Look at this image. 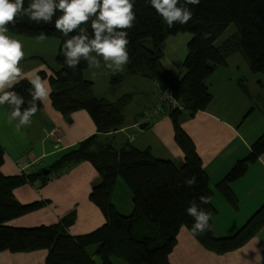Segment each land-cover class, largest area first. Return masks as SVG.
Returning <instances> with one entry per match:
<instances>
[{
    "label": "trees",
    "instance_id": "obj_1",
    "mask_svg": "<svg viewBox=\"0 0 264 264\" xmlns=\"http://www.w3.org/2000/svg\"><path fill=\"white\" fill-rule=\"evenodd\" d=\"M27 4L28 0H25V7ZM189 7L194 13L193 19L186 25L176 24L169 28L147 0H135L136 21L128 30L130 58L127 71L110 78L111 91H115L128 75H141L158 82L161 88L171 89L180 107L166 106L163 111L167 109L174 124L176 142L185 154L181 166L172 159L155 156L150 147L141 149L132 144L118 147L111 141L102 140V134L118 131L124 125V110L131 95L111 100L95 94L93 80L85 76L89 68L87 62L82 60L75 70L65 63L63 44L70 36L64 37L55 30L54 24L37 25L26 16L15 26H8V32L12 34L36 38L43 31L47 39L60 41L55 59L57 68L51 73L40 71L39 76L50 83L54 108L66 116L86 110L94 121L96 133L64 152L49 167L48 175H44L43 169L7 174L3 170L6 151L0 143V252L44 249L47 251L46 264H98L96 256L102 264H114L115 257L122 258L127 264H171L170 255L178 243L181 228L186 226L191 232L194 223L186 209L193 201L199 204L201 195L210 201L200 207L212 212L211 228L195 237L214 253L222 254L244 246L264 226L263 204L234 235L217 237L214 234L212 225L218 210L212 201L214 192L210 176L194 140L182 127L183 115L192 117L212 102L213 94L207 80L218 67L228 66L233 54L241 53L253 73L264 75V0H200L199 5ZM60 15L57 12L53 20ZM231 24L236 30L218 44V39ZM181 32H190L192 36L183 65L185 72L178 77L164 66L162 47L167 37ZM204 33L209 34L207 39L202 38ZM238 83L252 96L244 81L238 80ZM30 87L25 79L15 91L27 101L31 99L27 91ZM27 106L25 103L22 108ZM37 106L36 114L42 109V103L38 101ZM263 154L264 132L254 141L250 153L239 159L217 184L234 208L238 209L239 200L231 184L243 177ZM82 161L90 162L102 177L92 188L90 200L103 212L104 224L91 232L74 235L70 228L77 218L75 210L54 224H8L44 204L41 200L19 201L15 196L18 187L25 183L35 184L39 179L41 185H45L53 170ZM192 176H196V184L189 187L185 181ZM118 178H122L132 192L133 210L129 214L120 212L111 199Z\"/></svg>",
    "mask_w": 264,
    "mask_h": 264
},
{
    "label": "crops",
    "instance_id": "obj_2",
    "mask_svg": "<svg viewBox=\"0 0 264 264\" xmlns=\"http://www.w3.org/2000/svg\"><path fill=\"white\" fill-rule=\"evenodd\" d=\"M6 34L23 44L25 58L21 61L20 67L26 77L35 78L40 71L51 73L57 68L55 59L60 48L58 39L49 38L44 42H38L36 38L10 32ZM170 38L172 37H167L163 45L169 42ZM178 42L181 41L172 39L170 44L174 45L177 54L185 57L187 52L184 48L187 45H179ZM237 56L242 54L235 53L230 56L228 66L218 67L208 78L207 84L213 94V100L208 107L192 117L187 114L182 116V127L194 140L210 176V186L214 192L212 201L218 210L212 225L217 237L234 235L264 204V154L250 165L243 177L231 184L238 196V209L225 199L217 187L219 181L235 163L250 153L256 139L254 135L247 134V130L243 128L245 121H241L243 106L238 101L243 99V93L238 88V80L247 69V62L244 57H238L243 58L241 63ZM98 59L101 60L105 86L100 84L97 87L96 79L91 74L93 68L85 71L86 78L94 82L95 94L104 95L111 100H118L126 94L131 95L124 110V125L118 131L102 134V140L111 141L118 147L126 144L141 149L150 147L155 156L172 159L178 166L183 165L185 154L176 142L174 124L167 109L150 125L141 129L136 127L138 116L151 109L156 103L161 85L141 75H128L115 91H111L110 78L113 74L103 67L102 58L98 57ZM234 59L238 64L233 62ZM173 69L170 70L175 71L173 73L180 77L182 65L178 67L174 65ZM126 71L127 65L121 73L124 74ZM48 85L50 86L49 81ZM110 92H116V95L112 97L109 95ZM132 105L135 109L128 116V108ZM11 111L10 105H0V143L6 151L7 159L3 170L7 174L19 173L18 164L36 161L40 162L35 166V171L49 168L64 152L96 133L94 121L86 110L63 115L52 105L50 95L42 102L40 112L32 117L31 125L21 127L19 131L15 127L18 121L8 123ZM52 132H55V135L51 134ZM134 134L136 137L131 138ZM55 176L59 179L45 190L37 188L42 184L40 179L35 184L25 183L15 190V196L21 202L41 200L44 204L37 211L29 213L35 216L32 217L34 219L16 218L9 222L10 225L54 224L73 210L77 213L76 222L70 228V232L74 235L91 232L105 223L103 212L90 200L92 188L102 180L101 175L90 162L82 161L62 167L56 170L55 175L51 173V178ZM51 178L48 182L56 179ZM113 201L118 210L124 214L133 210V201L129 196L126 209L131 210H123L115 200ZM90 251H93V248H90ZM46 255L47 251L44 249L29 252L2 251L0 264H46ZM118 258H113L114 264H121ZM95 260L98 264H102L99 257L96 256ZM170 261L171 264H264V226L244 246L222 254L205 248L187 227H182L178 235V243L170 255Z\"/></svg>",
    "mask_w": 264,
    "mask_h": 264
},
{
    "label": "clouds",
    "instance_id": "obj_3",
    "mask_svg": "<svg viewBox=\"0 0 264 264\" xmlns=\"http://www.w3.org/2000/svg\"><path fill=\"white\" fill-rule=\"evenodd\" d=\"M156 13L167 23L169 28L176 24L186 25L193 19V11L189 5H199L200 0H147ZM135 0H0V105L12 106L8 123L15 124L16 130L29 126L32 117L39 110L37 102H43L50 95L48 81L37 75L28 78L23 73L20 63L25 58L23 44L20 40L7 35L9 25L15 26L23 17L39 25L54 24L56 31L69 37L64 41L63 54L68 67L75 70L83 60L90 69H100L101 57L103 67L113 75L124 71L129 62L127 46L128 30L136 21L134 12ZM61 15L53 20L56 13ZM89 26L91 33H89ZM75 33V34H72ZM209 37L204 33V39ZM38 42L47 39L42 31ZM93 53L95 55H93ZM27 79L31 87L27 90L31 99L25 100L23 95L15 91L17 85ZM27 103V107L22 106ZM192 187L196 184V176L185 181ZM199 204L191 202L186 209L194 223L191 232L194 236L210 230L209 221L212 212L200 205L208 204L209 198L201 195Z\"/></svg>",
    "mask_w": 264,
    "mask_h": 264
},
{
    "label": "rangeland",
    "instance_id": "obj_4",
    "mask_svg": "<svg viewBox=\"0 0 264 264\" xmlns=\"http://www.w3.org/2000/svg\"><path fill=\"white\" fill-rule=\"evenodd\" d=\"M235 30H236L235 25L231 24L228 27V29L225 31V33L218 39L217 43L218 44L222 43L224 41V39L227 38L229 35L233 34ZM191 36H192V34L190 32H181L179 34L169 36L172 38H170L169 42L164 44L162 47V49L164 51L163 62L165 63L164 66L166 68H169V70L170 69L174 70L173 69L174 65L176 67H178L181 64L182 65V73L181 74H184L185 68L183 65H184V60L186 58V55L188 53V42H189ZM172 39L181 41V42H178L179 45H182V44H183V46L187 45L185 48L183 47L184 49H186V52H187L185 57H184V55L177 54L174 51V45L170 44V41ZM179 45H177V47H182ZM238 57H243V56H237V58ZM238 59L240 60L241 63H243L242 62L243 58H238ZM233 62L238 64V61L236 59H234ZM246 62H245V64H246ZM247 64H246L247 69L245 71H243V73L241 74L242 76H241L240 80L244 81L245 84L247 86H249L250 91L252 93V96H249L242 89L241 85L238 83V88L243 93V94L241 93L243 95L242 96L243 99H239L238 102L240 103L241 106H243V116H242L241 121L242 122L245 121V123L243 125L244 130L245 129L247 130V134L249 136L254 135L255 136L254 138L257 139L264 132V75L261 73H253L249 69V65H247ZM172 72L175 73V71H172ZM102 73L103 72H102L101 68L100 69H94L93 68L91 70L92 76L96 79L97 87H99L100 84L101 85L103 84V86L106 85V82H105V79H104V76L102 75ZM181 74H180V76H182ZM109 95L114 97V95H116V92L115 93L110 92ZM134 109H135L134 105L130 106L128 108L127 115L130 116V114L133 113ZM146 112L140 114L138 116L137 120H139L142 117V115L145 114ZM249 113H251V114H249ZM145 126H148V125H146L144 123H140L139 127H137V126L136 127L138 129H141L142 127H145ZM132 136L134 138V137H136V134H134ZM247 155H245L244 157H246ZM55 173H56V170H53L52 174L55 175ZM56 177H58V176H55L54 178H56ZM54 178H51V179H54ZM57 179H59V177L56 178L55 180H50L47 184L40 185L37 188L39 190H45L48 187L52 186L57 181ZM38 185H39V183H38ZM128 196L132 199L131 189L129 188L127 183L122 178H118V180L115 184V187L112 191V194H111L112 201L115 200L117 205L120 206V208L123 210H131V209H126L128 207V203H127ZM126 212L131 213L132 211H126ZM129 213H125V214H129ZM33 215H36V214H33ZM32 217H35V216H32L29 213H26V214H24V216L18 217L17 219H34ZM29 222H34V221H29ZM8 224H10V223H8ZM30 224L39 225L38 223H30ZM31 226H36V225H31ZM184 227H186V226H184ZM118 259H120L121 264H127L122 258H118Z\"/></svg>",
    "mask_w": 264,
    "mask_h": 264
},
{
    "label": "built area",
    "instance_id": "obj_5",
    "mask_svg": "<svg viewBox=\"0 0 264 264\" xmlns=\"http://www.w3.org/2000/svg\"><path fill=\"white\" fill-rule=\"evenodd\" d=\"M166 106H170L172 108L180 107V103L172 93L171 89L164 86L158 92L156 104L153 106V108L149 109L145 114L142 115V117L136 123V126L139 127L140 123L150 125L163 114L164 107ZM51 134L55 135V132H52ZM131 138H133V136ZM38 162L40 161L29 164H18L19 173L31 172L35 169V166L38 164Z\"/></svg>",
    "mask_w": 264,
    "mask_h": 264
},
{
    "label": "water",
    "instance_id": "obj_6",
    "mask_svg": "<svg viewBox=\"0 0 264 264\" xmlns=\"http://www.w3.org/2000/svg\"><path fill=\"white\" fill-rule=\"evenodd\" d=\"M43 173H44V175H48L50 173V169L49 168H44L43 169Z\"/></svg>",
    "mask_w": 264,
    "mask_h": 264
}]
</instances>
